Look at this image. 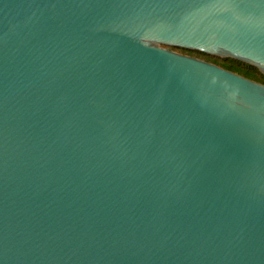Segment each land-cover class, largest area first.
<instances>
[{"label": "water", "instance_id": "95a60500", "mask_svg": "<svg viewBox=\"0 0 264 264\" xmlns=\"http://www.w3.org/2000/svg\"><path fill=\"white\" fill-rule=\"evenodd\" d=\"M264 0H0V264H264Z\"/></svg>", "mask_w": 264, "mask_h": 264}, {"label": "trees", "instance_id": "16d2710c", "mask_svg": "<svg viewBox=\"0 0 264 264\" xmlns=\"http://www.w3.org/2000/svg\"><path fill=\"white\" fill-rule=\"evenodd\" d=\"M171 49L186 55L198 57L200 59L215 63L225 69L264 84V74L259 68L252 64L231 57L212 56L198 50L185 49L181 47H171Z\"/></svg>", "mask_w": 264, "mask_h": 264}]
</instances>
